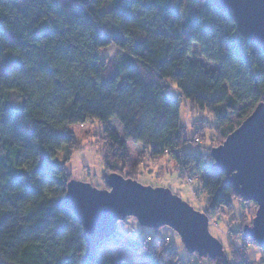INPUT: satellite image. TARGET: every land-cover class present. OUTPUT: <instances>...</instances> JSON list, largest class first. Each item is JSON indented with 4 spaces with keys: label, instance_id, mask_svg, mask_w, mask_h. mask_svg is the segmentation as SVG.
Returning a JSON list of instances; mask_svg holds the SVG:
<instances>
[{
    "label": "trees",
    "instance_id": "16d2710c",
    "mask_svg": "<svg viewBox=\"0 0 264 264\" xmlns=\"http://www.w3.org/2000/svg\"><path fill=\"white\" fill-rule=\"evenodd\" d=\"M43 12L58 28L41 34ZM192 44L220 69L189 59ZM112 46V58L100 57ZM171 89L177 99L166 94ZM180 98L213 118L204 128L220 141L264 103V53L207 0H0V264H133L123 256L85 262L83 231L63 204L71 176L57 152L77 148L69 127L88 120L103 125L105 180L111 173L136 180L131 141L153 159L169 154L181 171L193 168L208 217L232 213V199L239 198L224 173L209 170V153L182 152L188 138ZM199 129L193 144L206 139ZM14 213L24 219L5 234L1 227ZM124 243L144 253L145 264H182L162 239ZM208 260L251 264L225 252Z\"/></svg>",
    "mask_w": 264,
    "mask_h": 264
},
{
    "label": "water",
    "instance_id": "95a60500",
    "mask_svg": "<svg viewBox=\"0 0 264 264\" xmlns=\"http://www.w3.org/2000/svg\"><path fill=\"white\" fill-rule=\"evenodd\" d=\"M207 1L232 20L238 35L264 53V0ZM209 156L213 159L209 170L224 173L234 194L256 205L252 225L243 226L242 235L264 249V103L259 102ZM106 185L107 190L75 180L65 185L63 204L83 231L85 262L93 259L103 240L117 233L120 222L131 217L144 228L172 229L184 249L198 258L224 257L222 244L209 231V217L170 190L144 186L115 173L107 177Z\"/></svg>",
    "mask_w": 264,
    "mask_h": 264
},
{
    "label": "rangeland",
    "instance_id": "374dc122",
    "mask_svg": "<svg viewBox=\"0 0 264 264\" xmlns=\"http://www.w3.org/2000/svg\"><path fill=\"white\" fill-rule=\"evenodd\" d=\"M65 2L66 0H62ZM201 6V5H200ZM47 17L46 13H42L41 23L37 32L44 34L58 28V25L53 21L42 18ZM9 38H13V34L5 31ZM189 54V59L199 61L206 70L213 71L220 69L217 63H211L204 59L200 53V49L192 44ZM116 53L114 47L103 48L100 51V57L112 58ZM166 94L169 97L177 99L178 93L176 89H171ZM181 104V121L186 126V137L188 141L182 146V152L185 154H199L216 148L223 141L214 134L211 130L204 128L206 125L213 123V118L208 114L191 111L188 104L180 98ZM13 104L17 105L21 102L16 96H13ZM109 125L117 132L119 138L123 139L124 129L117 118H111ZM198 128L199 133H205L206 139H200L196 143H192L193 134ZM204 128V129H201ZM75 135L78 146L70 152L65 146H62L57 152L59 161L66 160L65 171L71 176V180L81 183H87L93 188L107 190L105 180V167L102 160V141L103 125L93 119L82 124H73L69 127ZM131 167L138 165V175L136 181L148 187L165 188L171 193L179 196L185 203L190 204L195 211L204 214L203 207L205 198L201 197L198 187V181L193 179V168L186 171H181L178 162L171 158L169 154L161 156L160 159L149 157L148 152H144L140 144H135L131 141L127 143ZM209 150V151H208ZM118 174V173H116ZM121 175V174H120ZM109 176V175H108ZM122 176V175H121ZM123 177V176H122ZM233 212H219L218 215L209 217V231L222 244L226 256L231 259L233 255H245L251 264H262L264 258L262 249L250 240L244 239L242 235V226H251L252 219L255 216L256 205L252 202H243L242 200L233 198ZM24 218L20 213L12 214L1 227V231L5 234L14 232L17 226ZM117 235H113L108 239L103 240L96 249V261L103 259L114 260L117 257L123 256L133 264H145V254H140L130 251L125 241H132L143 237L148 239L151 245L156 238L162 239V243L177 250L179 260L182 264H210V261L205 258L198 259L196 254L187 252L181 239L172 229L165 227L160 229H148L141 227L135 218H127L118 224ZM30 237L20 240L19 245L28 241Z\"/></svg>",
    "mask_w": 264,
    "mask_h": 264
},
{
    "label": "crops",
    "instance_id": "0c3cea01",
    "mask_svg": "<svg viewBox=\"0 0 264 264\" xmlns=\"http://www.w3.org/2000/svg\"><path fill=\"white\" fill-rule=\"evenodd\" d=\"M128 143V142H127Z\"/></svg>",
    "mask_w": 264,
    "mask_h": 264
}]
</instances>
